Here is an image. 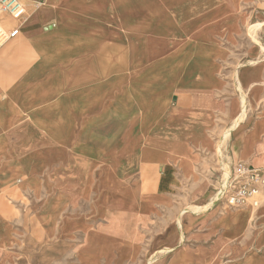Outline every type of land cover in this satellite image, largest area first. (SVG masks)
Segmentation results:
<instances>
[{"label":"crops","instance_id":"0c3cea01","mask_svg":"<svg viewBox=\"0 0 264 264\" xmlns=\"http://www.w3.org/2000/svg\"><path fill=\"white\" fill-rule=\"evenodd\" d=\"M20 1L22 22L0 13L1 28H19L0 49V259L20 262L21 229L35 211L56 229L58 248L80 236L77 259L90 249V222L67 214L66 172L57 177L47 166L41 173L31 160L61 159L64 169L73 159L75 195L94 196L96 215L100 201L108 204L109 241L145 243L150 257L170 252L169 264L180 249L207 258L199 264H264V200L256 209L213 202L223 171L236 163L264 168V44L252 46L230 77L227 70L228 36L249 18L233 12L238 0ZM223 5L232 29L210 26L211 11ZM20 159L32 171L14 177ZM97 159L128 160L123 188L136 189L139 206L106 200L110 189L122 191L109 185L101 192ZM115 164L121 161L110 169ZM186 180V207L198 211L173 202L172 191ZM24 197L33 209L19 216L13 201ZM118 230L137 237L121 242Z\"/></svg>","mask_w":264,"mask_h":264},{"label":"rangeland","instance_id":"374dc122","mask_svg":"<svg viewBox=\"0 0 264 264\" xmlns=\"http://www.w3.org/2000/svg\"><path fill=\"white\" fill-rule=\"evenodd\" d=\"M228 12V10H227ZM233 12H237V16L241 14L244 16H248L249 18L245 19L243 22L239 21V29L237 31H233L234 35L228 36L229 39V51H228V75L230 77V70H233V65L237 62H244L250 59L249 50L252 49V46L258 44L260 47L264 44V0H238L237 8H234ZM254 13L252 17H250L251 13ZM226 14V8L223 5V10L219 11L217 17L213 19V22L217 24L212 26V28H217L218 30H223L225 28L232 29L233 22L230 17L227 16L222 18ZM257 18H260L257 20ZM258 21L261 23L259 26H256ZM225 23H228V26L225 27ZM250 31V32H249ZM253 35H252V34ZM225 43V37L222 38ZM240 44V48H237L236 45ZM243 49V56L240 50ZM261 53L259 58L264 59V49L261 48ZM138 53L132 52V57ZM130 56V54H129ZM222 142V141H221ZM222 144H225L224 141ZM219 152V150H218ZM21 166L16 170H13V176H17L19 174L29 175L32 169L30 168V164L28 159H20ZM33 161V166L36 171H40L41 173L46 171V167L48 166L49 170L54 172L57 177H59L62 170L64 173L66 172V180L63 182V187L67 190V205H68V216L74 217L75 215L79 216L81 214L83 218H86L84 224L88 222L85 234L84 241L87 243V247H90L89 250H85L82 255H80V259H77L75 248L76 241H80L81 238L78 236L75 238L73 236L68 244L64 246L65 250L58 248L59 245L56 244V229L44 227L43 222L40 221L42 215H44L43 211H35L33 214L36 218L31 219L30 222H25L27 224L23 229V233L25 234V238L20 243V262L18 264H169L170 252L163 254L160 251H156L151 257L146 254L147 246L145 243H142L138 246V242H134L129 245H117L112 241H109V236L114 232L113 229H109V226L106 224V211L104 209L107 208L108 204L100 201V213L95 214V211H92V200L95 199L94 196L87 197H78L75 195V187L77 184V179L74 176V171L70 168V162L73 159H67V167L63 169L61 159H31ZM96 161V159H94ZM102 164L97 169L96 175L99 178L100 189L101 192L103 189H106L109 185L115 188L117 191H122V193H116L115 190H109L107 192L106 200H110L114 202L115 197L118 202L126 201L130 199H134V204L139 206L136 200L135 191H129L128 189H124L123 179L121 174H123L124 167L128 160L126 159H97ZM94 162L90 165L89 173L93 172L92 168L94 167ZM112 161V162H111ZM116 161H121V164H115L112 169L109 166V163H115ZM122 166V168H121ZM62 169V170H61ZM66 170V171H65ZM227 171V170H226ZM63 173V172H62ZM192 182L190 180L183 181L178 187L172 191V199L175 204H181V210L191 209L196 211V207H186V194L188 188ZM17 184L16 181L12 182V186ZM95 184V183H94ZM94 184L91 185L87 191H90L91 188H94ZM60 187L59 179L57 178V185ZM55 186V187H56ZM95 191V190H94ZM78 198H80L78 200ZM82 198V199H81ZM264 198V196H263ZM139 201L144 200V196L142 194L139 195ZM18 202L13 204L20 207L19 216H23V213H26V210L31 207L29 200L24 198H19ZM109 202V201H108ZM199 202V201H198ZM197 204L196 202H194ZM124 204V203H121ZM127 205V204H126ZM27 208V209H26ZM57 208L59 209V204L57 203ZM24 209H26L24 211ZM23 210V211H22ZM198 211V210H197ZM184 212V211H183ZM59 211L54 213V216L59 215ZM160 216V214H159ZM27 217V216H25ZM70 217V218H72ZM152 221H149L148 224L155 226L156 217L153 215ZM87 220V221H86ZM129 221V220H128ZM150 225H145V231H150ZM94 227V228H93ZM51 231V232H50ZM110 231V232H109ZM173 231V230H172ZM26 232V233H25ZM118 240L121 242L130 240L133 237H137L135 233L127 234L124 230H118L117 232ZM97 241V242H96ZM127 242V241H126ZM95 247V248H93ZM56 248V249H55ZM86 249V246H85ZM167 250V249H166ZM264 249H261L260 253H263ZM137 252V253H136ZM136 253V254H135ZM150 257V258H149ZM191 259L196 260L197 264L200 262H207V258H193L192 256H188L186 253L182 251V249L174 252L172 261L174 264H177L181 261L187 262ZM228 260H221L220 264H227ZM0 264H17L13 262L11 258L8 256H2L0 259Z\"/></svg>","mask_w":264,"mask_h":264},{"label":"built area","instance_id":"2783aa9c","mask_svg":"<svg viewBox=\"0 0 264 264\" xmlns=\"http://www.w3.org/2000/svg\"><path fill=\"white\" fill-rule=\"evenodd\" d=\"M0 13L22 22L26 11L20 0H0ZM19 28L6 31L0 27V49L17 36ZM264 168H250L236 163L230 171H223L215 188L214 203L224 208H258L264 198Z\"/></svg>","mask_w":264,"mask_h":264},{"label":"bare ground","instance_id":"6f19581e","mask_svg":"<svg viewBox=\"0 0 264 264\" xmlns=\"http://www.w3.org/2000/svg\"><path fill=\"white\" fill-rule=\"evenodd\" d=\"M223 10V7H220V8H218V7H216V8H214L211 12V14L209 15V17H211V19H210V26L212 27V26H215L217 23L216 22H213V19L214 18H216L217 17V14H218V12L219 11H222ZM232 21V20H231ZM261 23H257V25L256 26H259ZM225 25V27H227L228 26V23H225L224 24ZM219 27V26H218ZM206 28V27H205ZM209 28V27H208ZM207 28V29H208ZM186 30V29H185ZM250 32V31H249ZM252 34V33H251ZM253 35V34H252ZM201 37V36H200ZM200 41V40H199ZM206 42V41H205ZM208 42H209V40H208ZM211 42V41H210ZM244 100V99H243ZM112 162V161H111ZM20 166H21V164H20ZM121 168H122V166H121ZM122 175V174H121Z\"/></svg>","mask_w":264,"mask_h":264}]
</instances>
